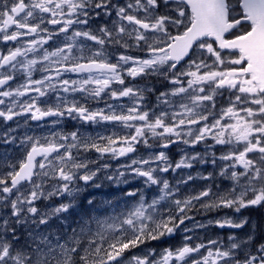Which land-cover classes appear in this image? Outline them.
Masks as SVG:
<instances>
[{"label": "snow or ice", "instance_id": "obj_1", "mask_svg": "<svg viewBox=\"0 0 264 264\" xmlns=\"http://www.w3.org/2000/svg\"><path fill=\"white\" fill-rule=\"evenodd\" d=\"M0 144V264H264V0H0Z\"/></svg>", "mask_w": 264, "mask_h": 264}, {"label": "rangeland", "instance_id": "obj_2", "mask_svg": "<svg viewBox=\"0 0 264 264\" xmlns=\"http://www.w3.org/2000/svg\"><path fill=\"white\" fill-rule=\"evenodd\" d=\"M92 106H95L94 104L92 105ZM101 107L103 106L102 104L100 105ZM47 124H50V122H48ZM15 125V124H14ZM26 127V125L23 123V121L21 122V129L19 128L18 130H17V132L14 134V135H16L18 138L19 137H22L24 134H27V135H29L30 133H27L28 131L26 130V128H24V126ZM67 126V127H66ZM16 127V126H15ZM61 127H63V129L65 130V131H71V130H75L77 127H80V125L78 124V122H76V121H71V120H67V121H64V123L61 125ZM107 127V132H105V127H101V126H96V125H88V126H86L85 128H83V129H81L82 131H87L88 133H91V134H93V135H95V133H97V132H103L104 134H110L111 133V131H113V128H112V126L111 125H107L106 126ZM20 130H21V132L22 133H20ZM52 130V128L49 126V127H43V128H40V131H39V133H34L33 134V136H44V135H47L50 131ZM8 146H10V145H8ZM10 147H12V146H10ZM7 149H4L3 148V151H1L0 152V155H2L5 151H6ZM8 151V150H7ZM144 150L143 149H141V152H143ZM9 152V154H10V151H8ZM11 155V154H10ZM20 155V154H19ZM18 155V156H19ZM17 156V157H18ZM178 156H179V154H178ZM180 157V156H179ZM93 158H95V154H93ZM116 159H111V158H108L107 159V161H108V163H113L114 161H115ZM122 160V163L121 164H123V163H125L126 162V160H127V158H122L121 159ZM102 162H104V161H102ZM112 165V164H111ZM117 166H119L117 163H115L114 165H112V167H113V169L114 168H116ZM199 170H202V166L201 167H199ZM195 182H198V185L201 183V181H195ZM122 187H127V186H122ZM91 194H94V195H96L98 198H101V197H112L113 195H116V194H118V190L115 188V187H113V186H111V185H107L106 184V186L104 187V188H101V189H99V190H92V192H91ZM86 195H88L87 193H86ZM53 201H56V202H49V201H44V202H42L41 204H40V207L41 208H43V207H45V205H47V204H49V203H51V204H56V203H58V200L55 198V199H53ZM118 211H119V209H117ZM79 211V209L77 210V212ZM76 215V213L74 212L73 213V216H75ZM254 219L256 218V217H253ZM57 223H59L58 221H53V224L55 225V224H57ZM220 233L219 232H217V231H215L214 232V234L213 235H211V236H209L210 238H216V236L217 235H219ZM227 235V234H226ZM225 235V236H226ZM177 240H178V238L177 239H175V240H171V241H168L167 243H171V244H176L177 243ZM167 243H163V247H165V246H167Z\"/></svg>", "mask_w": 264, "mask_h": 264}, {"label": "flooded vegetation", "instance_id": "obj_3", "mask_svg": "<svg viewBox=\"0 0 264 264\" xmlns=\"http://www.w3.org/2000/svg\"><path fill=\"white\" fill-rule=\"evenodd\" d=\"M51 119L52 118H47L46 119V121H41V122H35V121H29V124L28 125H26V127L24 126V128H26V130L28 131L27 133H30L29 135H33L34 133H39V131H40V128H43V127H49L50 126V124H47L48 122H50L51 121ZM23 120H21L20 121V125H21V122H22ZM67 121V120H66ZM11 123V122H10ZM13 127H15L16 125H12ZM67 127V126H66ZM20 129H21V126H20ZM20 133H22L21 132V130H20ZM15 134V133H14ZM3 148L4 149H7L8 151H10V154L11 155H13V156H18L19 155V153L13 148V147H10V146H8V145H3V144H0V152L1 151H3ZM142 149V148H141ZM178 154H179V156H180V153L178 152V150L175 148V147H173L171 150H170V155L172 156V158H173V160H178L179 159V156H178ZM122 158H120V159H116L113 163H111L112 165H114L115 163H117L118 165H120L121 163H122V160H121ZM106 162H108V161H106ZM199 167H201L200 165H196L193 169H184L183 170V173H188V172H191L194 176L196 175V172L199 170ZM198 181V180H197ZM197 186H198V182H194ZM53 199H55V198H53ZM52 202H56V201H53L52 200ZM60 201L58 200V203H59ZM228 210H225V212H227ZM261 211H264V210H261ZM212 215H215V214H212ZM253 217H256L255 216V213H253ZM197 219H199V220H206L207 219V217L206 216H203V215H201V216H197ZM215 231H217V232H219L220 234L219 235H222V236H225L230 230L229 229H219V228H216V227H212V228H210L209 230H208V232H207V236L209 237V236H211V235H213L214 234V232ZM200 235L202 236V237H204V233L203 232H201L200 233ZM178 238V240H179V237H177ZM178 240H177V242H178ZM146 247H155V248H157L158 250L160 249V248H162L163 247V243H160V242H149L147 245H146ZM137 251H139V250H137Z\"/></svg>", "mask_w": 264, "mask_h": 264}]
</instances>
